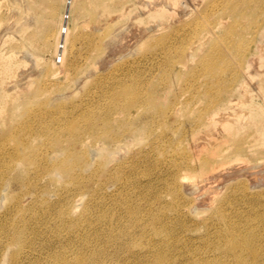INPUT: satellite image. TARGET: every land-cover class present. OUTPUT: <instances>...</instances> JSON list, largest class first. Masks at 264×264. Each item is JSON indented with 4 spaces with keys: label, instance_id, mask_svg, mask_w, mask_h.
Instances as JSON below:
<instances>
[{
    "label": "rangeland",
    "instance_id": "obj_1",
    "mask_svg": "<svg viewBox=\"0 0 264 264\" xmlns=\"http://www.w3.org/2000/svg\"><path fill=\"white\" fill-rule=\"evenodd\" d=\"M253 2L0 0V264H139L132 241L168 264H264V5ZM105 33L114 44L94 58ZM123 89L133 108L114 100ZM211 149L231 161L192 206V182L170 174L195 175L176 167ZM228 182L244 191L218 215Z\"/></svg>",
    "mask_w": 264,
    "mask_h": 264
},
{
    "label": "bare ground",
    "instance_id": "obj_2",
    "mask_svg": "<svg viewBox=\"0 0 264 264\" xmlns=\"http://www.w3.org/2000/svg\"><path fill=\"white\" fill-rule=\"evenodd\" d=\"M254 2L253 3H259V4H263L264 5V0H253ZM250 4H251V2H249ZM249 4V5H250ZM107 32V31H106ZM104 33V32H103ZM112 34H110V33H105V34H102V35H100V38H99V40H100V45L96 48V50H98L99 52H97V54H93L94 55V58L95 57H101V56H99L100 55V52L105 48V46H109V44L110 45H112V44H114V41H112L111 42V40H110V42H109V37L111 38L112 36H111ZM78 38V39H77ZM79 41L80 40V36H75V37H73V39H72V47H73V44H74V42L75 41ZM92 46H94V45H92ZM113 46V45H112ZM111 47V46H110ZM107 48V47H106ZM253 51H251L250 52V54L252 53ZM104 54V53H103ZM102 54V55H103ZM212 59V58H211ZM212 64L210 63V62H205V63H203V68H208L209 66H211ZM223 71H224V69H222ZM218 73V72H217ZM243 81V80H242ZM240 83H241V81H240ZM116 99H118V101H122V100H127L128 99V107H131V108H133V106L135 105V103H136V101H137V94L133 91V90H131V89H126V90H121L120 92H119V94L117 95V98H116V95H115V97H114V100L116 101ZM71 125V124H70ZM70 125H68V129L69 130H71L72 128H70ZM225 129H226V131H229V133H230V135H233V136H235V134H233L232 133V131H231V128H230V126H226L225 127ZM232 133V134H231ZM231 137V136H230ZM69 141V143H67L68 144V146L70 147V145H71V142H72V140H68ZM73 144H75V143H73ZM204 146L207 148V144H204ZM235 149H236V151L237 152H239V153H241L242 151H243V148H242V145H240V144H237L236 145V147H235ZM212 151L211 152H207L208 154H206L205 156H203L201 159H197L196 157H193V156H198L199 154H200V151L199 152H196V153H194V154H187V155H185L184 156V160L179 164V165H177V171H181L183 168H185V167H188L191 171H197V173H195V175H192L191 177H190V175H182V176H180V175H177L176 173L175 174H173L172 172H171V174H170V178L171 179H173V181H174V184L173 185H177L178 184V186H180V188H183V189H187L188 187L187 186H191V185H188L187 184V182H189V181H191L192 182V185L195 187L194 188V190L192 189V191L189 189H187V193H188V198H189V201L191 202V204H192V206L194 205V204H196L197 203V201H198V194L197 193H199V191H197V190H199L200 189V187L202 186V184H204L205 182H207L208 183V181H213V180H215L216 181V179H218V178H221V176L219 175V172L220 171H224V169H225V167H227V165H228V163L231 161V155L230 154H227V155H223V157H221V155H220V152L219 151H216L215 149H211ZM76 153H79L78 151H75ZM74 152V153H75ZM81 152H82V154L83 153H85L86 155H87V153L88 154H92V155H94V154H96L97 155V150L95 151L94 149H91V148H89L88 150H81ZM95 152V153H94ZM232 155H234V154H232ZM241 156V155H240ZM69 157H70V155H69ZM242 157L244 158V155H242ZM235 158V157H234ZM27 160H29V158H27ZM241 160V159H240ZM69 162H70V160L68 159V160H65V161H63L62 162V164H61V166L63 165V166H65L66 167V170H67V173L69 174V172L70 171H68V169L70 170V168L71 167H69ZM162 162V161H161ZM259 163V162H258ZM257 163V164H258ZM261 163V162H260ZM259 163V164H260ZM256 164V163H255ZM262 165H263V163H262ZM72 166V165H71ZM223 166H225V167H223ZM254 167H252V168H255V165H253ZM260 167V165H258V166H256V168H259ZM262 167V166H261ZM221 168V169H220ZM229 168V167H228ZM264 169V166H263V168H261V170H260V168L257 170V174L258 173H260V171H264L263 170ZM226 170V169H225ZM228 170V169H227ZM232 170V169H231ZM238 170V169H237ZM243 170V174H244V171H246V170H244V169H242ZM260 170V171H259ZM254 171V170H253ZM253 171L251 172V170L250 171H248V172H251V173H253ZM259 171V172H258ZM227 172V171H226ZM238 172L239 173H241L242 171H239L238 170ZM261 172V173H262ZM230 172H228L227 173V175L229 174ZM235 173H237V171L235 172ZM235 173H234V175H235ZM238 173V174H239ZM254 173H255V171H254ZM253 173V174H254ZM71 174H72V176L74 177V178H76L75 177V175L73 174V172H71ZM77 174V173H76ZM221 174V173H220ZM232 174V173H231ZM246 174V173H245ZM252 175V174H251ZM223 176H224V174H223ZM239 176H241V174H239ZM252 177V176H251ZM259 177V176H258ZM240 178V177H239ZM120 182H121V180H119ZM219 181H220V179H219ZM77 182H78V180H77ZM221 182H222V180H221ZM190 183V182H189ZM215 183V182H214ZM227 182H225V184H226ZM230 182H228V184L227 185H223V184H221V185H223V187L222 186H220V188H223L222 189V191L221 192H219L220 194L218 195V197H219V200H220V202H219V204L217 205V211H218V215H220L221 214V212H222V210H223V205H225L226 203H227V200L228 199H230L232 196H234L235 194L233 193V192H237V191H239L240 193H242L244 190H243V186H240V187H232V186H229L230 184H229ZM191 184V183H190ZM213 184V183H212ZM208 185H210L209 183H208ZM193 186H192V188H193ZM204 187H205V185H204ZM213 187V186H212ZM196 188H199V189H197L196 190ZM213 188H216V187H213ZM212 188V189H213ZM212 189H209L210 191L212 190ZM203 190V189H202ZM237 190V191H236ZM173 191H176V193L178 194V197H180V200L184 203H186V205H188L189 204V202H188V200H185V199H183L182 197V195H181V191L179 190V192L177 191V189L175 188V190L173 189ZM210 191L208 192L209 194L208 195H210ZM214 191V190H213ZM217 191V190H216ZM215 191V193H217ZM203 192V191H202ZM201 193V192H200ZM214 193V194H215ZM194 194H196V195H194ZM202 194V193H201ZM121 195L120 194H118V195H116V198H118V197H120ZM182 196V197H181ZM192 196V197H191ZM202 197H204V196H202ZM188 207V206H187ZM126 208H128L129 209V205H128V203L126 204ZM124 214V213H123ZM129 214V213H128ZM225 214V211L223 212V215ZM131 214H129V215H127L126 213H125V216H128V218H130L131 216H130ZM157 217H155L154 218V222L155 221H157ZM130 220V219H129ZM160 222L158 221V224H159ZM144 239H146V238H144ZM19 242V241H18ZM144 242V241H143ZM142 242V243H143ZM141 243V244H142ZM136 243V241L134 242V241H132V244H130V243H127V245L130 247V249L132 248L133 249V251H135V249L134 248H136V250H138L137 252H134V254H133V258H134V260L137 262V263H139V264H143V263H145V264H148V263H152L153 264V262H155V263H157V264H168V261H167V257H165V256H163V255H161V254H154V253H152L151 251L152 250H146V252H144L145 251V249H144V247H141L140 245L141 244H137ZM252 252H254L255 253V251L253 250ZM143 253V254H142ZM93 258H92V264H102V259H101V257L99 256V257H94V256H92ZM59 259V258H58ZM87 259H80L77 263L78 264H84V262L86 261ZM64 261V260H63ZM66 261V260H65ZM89 262H91V259L89 260L88 259V263Z\"/></svg>",
    "mask_w": 264,
    "mask_h": 264
}]
</instances>
